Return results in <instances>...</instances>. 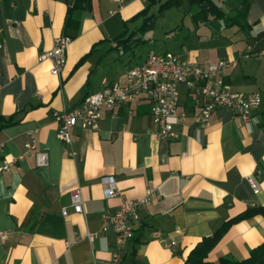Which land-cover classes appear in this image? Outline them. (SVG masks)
I'll return each mask as SVG.
<instances>
[{
	"label": "crops",
	"instance_id": "0c3cea01",
	"mask_svg": "<svg viewBox=\"0 0 264 264\" xmlns=\"http://www.w3.org/2000/svg\"><path fill=\"white\" fill-rule=\"evenodd\" d=\"M162 1L87 0L69 13L75 0H0V166L8 163L0 171V264H108L115 233L101 230L104 214L147 190L159 198L139 207L119 264H183L224 221L264 206V0H248L244 18L232 25L211 13L193 17L196 8L183 0L171 35L170 28L161 31L172 39L171 49H158L198 63L228 60L222 75L231 88L261 95L251 129L225 107L199 125L201 97L180 83L178 108L186 115L174 126L175 138L156 135L144 96L102 110L97 129L75 125L74 156L56 135L54 112L106 82H128L127 68L149 52H138V44L156 37ZM211 1L223 12L242 2L231 0L226 10V0ZM153 14L152 24L148 19L141 28ZM63 34L70 37L65 63L52 74L50 61L38 56ZM29 131H35L36 150L47 153L45 166L36 164L34 150L25 151ZM249 175L256 176V189ZM106 177L117 190L110 197ZM73 186L81 188L83 212L69 207ZM87 231L97 233L92 242ZM159 237L176 242L166 247ZM261 244L264 214L257 213L232 223L206 260H242Z\"/></svg>",
	"mask_w": 264,
	"mask_h": 264
},
{
	"label": "built area",
	"instance_id": "2783aa9c",
	"mask_svg": "<svg viewBox=\"0 0 264 264\" xmlns=\"http://www.w3.org/2000/svg\"><path fill=\"white\" fill-rule=\"evenodd\" d=\"M171 35V32L167 34ZM70 42L68 35H58L54 38L51 48L41 52L39 60L48 59L51 63L50 72L58 74L64 63L66 49ZM229 65L226 59L198 63L183 59L172 51L158 52L149 50L143 62L129 66L126 70L128 82H106L102 88L87 92L72 108L54 112L57 120V137L66 145L67 154L75 155L73 148L74 137L72 128L80 124L83 128L97 129L99 119L104 109H113L119 105L129 104L134 99L144 96L149 102V112L156 126V135L163 139H172L178 136L174 126L180 123L186 115L178 108V84L183 83L195 94L201 97V104L195 116L199 125L208 121L212 110L216 107H225L240 116L249 129L258 123L255 113L261 102L258 91L244 92L231 88L230 83L222 75L224 67ZM130 112V111H129ZM35 131L28 132V140L24 143L25 151L34 150L35 162L38 166L48 163L45 151L36 150ZM6 161L0 166V171L7 168ZM256 176L249 175L247 180L253 189L257 188ZM107 185L104 188L106 197L117 193L112 177L103 180ZM159 194L150 190L139 198H125L111 213L103 216L101 230L111 228L115 233L114 249L108 264H119L124 244L133 237L134 224L139 218L140 206L150 204ZM69 207L75 212L84 211V202L79 186H73L69 191ZM63 215H67L68 208L63 206ZM97 233L87 231L85 236L90 242ZM5 232L0 231V238ZM159 241L166 247L175 244L173 238L159 237Z\"/></svg>",
	"mask_w": 264,
	"mask_h": 264
},
{
	"label": "trees",
	"instance_id": "16d2710c",
	"mask_svg": "<svg viewBox=\"0 0 264 264\" xmlns=\"http://www.w3.org/2000/svg\"><path fill=\"white\" fill-rule=\"evenodd\" d=\"M87 0H75L74 5L69 8V13L76 8L84 7ZM192 6H197L196 11L193 12V17H198L199 15H207L211 13L214 16L220 15L228 23L227 25H232L234 23L240 22L246 14L247 7L249 4L248 0H242L239 6L232 8L229 12H223L220 10L211 0H187ZM206 2L207 6H202V3ZM183 0H163L159 7L156 15H160L162 11L166 8L172 6H180ZM154 14L146 17L145 22L141 25V28L147 27V20L150 19L149 23L152 24L154 20ZM85 95V94H84ZM261 213L264 214V206H254L245 209L239 214L227 219L218 227L213 233L208 236H204L200 242H198L188 253L183 264H264V244H261L251 250L250 255L242 260L233 259L229 256H221L218 263L209 262L206 260L207 253L209 250L218 242L227 228L234 222L250 217L254 214Z\"/></svg>",
	"mask_w": 264,
	"mask_h": 264
},
{
	"label": "rangeland",
	"instance_id": "374dc122",
	"mask_svg": "<svg viewBox=\"0 0 264 264\" xmlns=\"http://www.w3.org/2000/svg\"><path fill=\"white\" fill-rule=\"evenodd\" d=\"M231 0H226L223 4V8L228 10L229 8V3ZM182 4H180L181 6ZM183 7V6H182ZM195 8H197V6H194ZM172 7H169L167 9H164L162 11V13L159 15V20L158 22V27L155 31L156 37L154 39V41H145L143 43H139L137 46V50L140 53H146L148 50L150 49H155L156 51H158L159 48H168L171 49V38H163L162 36V29L163 28H170V32H171V25L173 26L174 23H176L175 21L178 20V22L180 21L181 17L183 16V12L181 13L176 6H174L172 9ZM177 10V11H175ZM180 10H183V8H180ZM165 21L162 25V22ZM162 27V28H161ZM168 33V32H167ZM174 40V39H173Z\"/></svg>",
	"mask_w": 264,
	"mask_h": 264
},
{
	"label": "water",
	"instance_id": "95a60500",
	"mask_svg": "<svg viewBox=\"0 0 264 264\" xmlns=\"http://www.w3.org/2000/svg\"><path fill=\"white\" fill-rule=\"evenodd\" d=\"M206 5H207V3H206V2H203V3H202V6H206Z\"/></svg>",
	"mask_w": 264,
	"mask_h": 264
}]
</instances>
